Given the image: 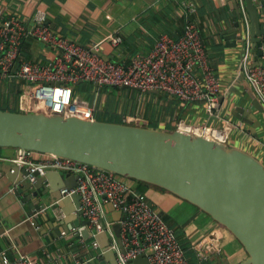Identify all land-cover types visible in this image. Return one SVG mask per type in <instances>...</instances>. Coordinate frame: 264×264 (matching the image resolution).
<instances>
[{
    "label": "crops",
    "instance_id": "crops-1",
    "mask_svg": "<svg viewBox=\"0 0 264 264\" xmlns=\"http://www.w3.org/2000/svg\"><path fill=\"white\" fill-rule=\"evenodd\" d=\"M252 1L259 10L260 22L264 24L262 1ZM245 7L247 11L246 1ZM36 10L45 13L48 25L57 35L72 38L86 46L103 42V57L119 63H128L138 53L147 54L162 34L180 37L186 21H193L201 30L215 75L220 79L222 91L226 92L221 109L222 122L225 119L240 122L233 116L232 111L236 107L250 106L243 80L238 77L243 44L238 42L235 45L232 40L224 41L219 35L233 29L237 22L233 10L225 0H0V22L9 16L29 20ZM115 33L120 34L123 39L120 48H114L109 41L110 36ZM22 53L25 59L41 63H47L55 56L52 48L36 40L27 42ZM254 56L256 57V54ZM81 84V88L76 87V95L90 103L94 109L95 120H98L96 113L99 118L106 120V110L109 111L108 107L114 103V114L111 116L116 115L119 122L112 123L136 126L143 123L147 128L173 132L176 131L179 121H185L181 115L186 114L192 118L191 122L185 121L188 124L223 127L211 125V119L206 114L196 113L193 105L184 104L177 98L163 93L120 89L125 91V95L124 100L119 101L113 92L119 91L117 88L91 83L79 85ZM24 87L25 83L16 79L1 82L0 106H7L9 109L18 106V112L21 113L19 96ZM237 92L242 94L240 102L232 97V94ZM152 95L165 97L167 100L159 106V102L154 101L157 97ZM257 116L263 123L258 129L259 138L256 139L248 129L249 133L242 132L246 137L236 138L240 144L239 148L254 154L255 157L257 150H260L259 155L264 156L261 144L264 142V116ZM128 117L138 118L139 123H127ZM16 153L15 149L0 148V166L13 164ZM42 158L35 156L36 160ZM8 174L9 172L2 171L0 167V264L3 254L10 259L29 255L43 264H112L101 247L99 250L92 248L95 234L88 226L92 234L88 239L80 237L77 233L81 229H73L71 225H68V231L55 234V229L51 228L46 216L52 209L51 222L56 225L65 219L62 208L50 205L47 210L37 209L38 201L34 195L36 192L42 193L44 188L18 193V186L11 181V174ZM63 175L69 183L77 185V177L74 174ZM132 185L148 196L167 224L175 230L191 264H240L247 259L245 249L235 237L195 206L159 188L135 183ZM44 186L50 189L48 182H45ZM72 207L74 208L75 204L71 201L70 208ZM82 220L86 221L84 218ZM36 221L38 225L35 224ZM83 233L88 234L87 231ZM201 245L204 246L202 258L197 250Z\"/></svg>",
    "mask_w": 264,
    "mask_h": 264
},
{
    "label": "built area",
    "instance_id": "built-area-1",
    "mask_svg": "<svg viewBox=\"0 0 264 264\" xmlns=\"http://www.w3.org/2000/svg\"><path fill=\"white\" fill-rule=\"evenodd\" d=\"M237 2L244 26L238 77L248 82L264 107V56L263 61L256 64L245 0ZM34 40L54 50L55 56L51 61L41 63L25 59L22 53L24 45ZM109 41L114 48H120L123 39L115 33ZM103 48V42L86 46L72 38L57 35L41 10H36L29 20L18 16L5 17L0 22V83L14 79L25 83L19 96V108L24 114L75 115L95 120L90 103L74 92L75 85L91 83L141 93L159 91L184 104L202 103L209 118L222 119L226 92L221 89L201 30L195 22L187 20L178 38L162 34L147 54L138 53L128 63L106 59L101 53ZM259 49L264 50V46ZM126 122L138 124L139 119L128 117ZM235 130L249 133L243 122L227 119L221 128L188 124L182 120L176 127V131L183 134L208 138L224 145H228ZM261 144L264 148V142ZM36 155L43 158L36 160ZM12 162L26 167L30 173L44 175L47 171H58L74 174L77 185L73 189H63L61 196H80L83 218L95 235H108L110 244L106 251L115 253L117 264H129L141 256L149 264H191L175 230L167 224L148 196L128 179L78 161L27 150H17ZM108 204L122 214L119 221L121 245L113 229L115 223L105 209ZM91 246L100 249L96 240ZM197 250L202 258L204 246ZM1 257L2 264H43L29 255L13 259L5 254Z\"/></svg>",
    "mask_w": 264,
    "mask_h": 264
},
{
    "label": "water",
    "instance_id": "water-1",
    "mask_svg": "<svg viewBox=\"0 0 264 264\" xmlns=\"http://www.w3.org/2000/svg\"><path fill=\"white\" fill-rule=\"evenodd\" d=\"M225 1L233 10L237 22L233 29L219 35L224 41L232 40L235 45L238 42L242 45L244 26L238 2ZM245 1L253 52L258 64L263 61L260 57L264 56V50L259 49L264 46V24L260 22L259 10L253 1ZM261 1V13L264 15V0ZM243 87L249 96L250 106L236 107L232 114L258 139V129L263 123L257 114L264 116V107L246 80H243ZM152 93L161 94L159 91ZM0 148L71 159L167 191L228 230L247 253V259L240 264H264V164L243 149L178 131L147 128L143 123L136 126L85 120L75 115L47 116L1 109ZM0 167L11 174L8 175L18 186V193L44 188L42 193L34 195L38 201L37 209L47 210L50 205L62 208L65 217L62 222L56 225L51 222L52 209L46 216L55 234L68 231V225H71L73 229H81L77 233L80 237H92L88 221L82 220L80 196L75 194L63 198L59 194L64 188L75 187L63 173H30L26 167L14 164ZM45 182L50 184V189L44 186ZM71 201L75 204L74 208H70ZM105 209L112 216L115 223L113 229L121 245L119 221L122 214L116 212L112 204ZM35 224L38 225V222ZM85 231L88 234L83 233ZM95 240L106 251L110 244L108 235L97 234ZM106 253L111 263L117 264L115 253ZM129 264L149 262L141 256Z\"/></svg>",
    "mask_w": 264,
    "mask_h": 264
},
{
    "label": "trees",
    "instance_id": "trees-1",
    "mask_svg": "<svg viewBox=\"0 0 264 264\" xmlns=\"http://www.w3.org/2000/svg\"><path fill=\"white\" fill-rule=\"evenodd\" d=\"M77 86H79V88H81L83 85L81 84V85H79V84H77V85H75L74 86V92H75V94H77V92H76V89L78 88ZM77 87V88H76ZM118 90H120V89H118ZM231 97V94H229V98ZM232 97L234 98V99H236V101H241L242 99V94L240 95V93L239 92H237V94H232ZM248 100V99H247ZM248 102H249V100H248ZM114 103H112V105H111V107L109 108L108 107V110L109 111H107L106 110V115H107V118H106V120H103V118H99L98 117V114L96 113V118L100 121H109V122H119L118 121V117L116 116V115H114V116H111V114L113 113V110L112 109H114L115 108V105H113ZM188 105H190V106H192L193 105V107H195L196 108V113H198V114H201V115H203V114H206L207 116H208V114H207V112H206V109H205V106L203 105V104H194V103H192V104H188ZM0 109H2V110H5V111H11V112H18V106L16 107V108H12V109H9L7 106L5 107V106H0ZM107 109V108H106ZM114 114V113H113ZM181 117H182V119H184L185 121H187V122H191L192 121V118H190L189 116H186V114H183V115H181ZM105 119V118H104ZM211 119V125H214V126H222L223 125V122H222V120H220V119H217V118H210ZM199 122V121H198ZM198 122H196V123H198ZM200 123V122H199ZM215 123H216V125H215ZM246 137V135H244L242 132H240L239 130H235L234 132H233V134L231 135V140L229 141V143H228V145L229 146H231V147H237V148H239L240 146V144H238V142H237V140H236V138H238V139H241L242 137ZM264 149V148H263ZM260 150H257V159H259L263 164H264V156H262V155H259L258 153H260L259 152ZM248 152V151H247ZM254 155V154H253ZM255 156V155H254ZM122 178V177H121ZM122 179H124V178H122ZM126 180L128 179V178H125ZM128 181H131V182H135L137 185H140V186H151V185H148V184H144V183H141V182H137V181H134V180H131V179H128ZM136 187V186H135ZM151 187H153V186H151ZM137 188V187H136ZM138 190H139V188H138ZM141 191V190H140Z\"/></svg>",
    "mask_w": 264,
    "mask_h": 264
},
{
    "label": "rangeland",
    "instance_id": "rangeland-1",
    "mask_svg": "<svg viewBox=\"0 0 264 264\" xmlns=\"http://www.w3.org/2000/svg\"><path fill=\"white\" fill-rule=\"evenodd\" d=\"M114 92V95L117 97V99L119 101H123L124 100V95H125V91L124 90H119V91H113ZM137 95V94H136ZM139 95V94H138ZM153 96V95H152ZM154 98L157 97V99H154V101H158L159 102V106H162L167 99H165V97H160V96H153ZM128 102H130L128 100ZM153 105V104H150V106ZM154 106V105H153ZM135 183V182H134ZM136 184V183H135Z\"/></svg>",
    "mask_w": 264,
    "mask_h": 264
}]
</instances>
